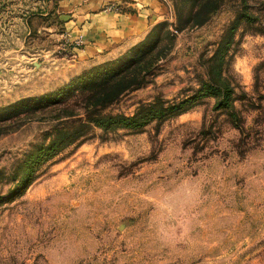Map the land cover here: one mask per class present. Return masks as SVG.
<instances>
[{
  "label": "rangeland",
  "instance_id": "obj_1",
  "mask_svg": "<svg viewBox=\"0 0 264 264\" xmlns=\"http://www.w3.org/2000/svg\"><path fill=\"white\" fill-rule=\"evenodd\" d=\"M0 264H264V0H0Z\"/></svg>",
  "mask_w": 264,
  "mask_h": 264
},
{
  "label": "crops",
  "instance_id": "obj_2",
  "mask_svg": "<svg viewBox=\"0 0 264 264\" xmlns=\"http://www.w3.org/2000/svg\"><path fill=\"white\" fill-rule=\"evenodd\" d=\"M100 4H90L83 6L78 9V12L81 13L82 17L80 21L85 20L84 16L86 15L89 8H100ZM94 9L89 11L90 14H93ZM88 14V13H87ZM112 18H109V14L99 13L93 14L90 24L86 29V38L89 41L88 46L85 49L86 55L90 56H99L102 51H104L109 46L117 45V42L123 41L127 37L135 36L139 27L143 26V22H137L136 17L132 15L124 14L122 16H116L114 14ZM87 16V15H86ZM98 16V17H97ZM97 17V18H95Z\"/></svg>",
  "mask_w": 264,
  "mask_h": 264
},
{
  "label": "trees",
  "instance_id": "obj_3",
  "mask_svg": "<svg viewBox=\"0 0 264 264\" xmlns=\"http://www.w3.org/2000/svg\"><path fill=\"white\" fill-rule=\"evenodd\" d=\"M194 12L191 14V16H193V14H195ZM190 19H191L190 22H195V25H201L205 22V21H200L197 23L196 17H194V16L191 17ZM141 87H143V84L142 85H136L134 87V89H139ZM231 108H234V107H231ZM183 112H185V111H183V109H181L179 107H175V106H172L169 109H163V106L157 102V103L152 104V105H147L145 107L144 106L141 107V109H139V111L135 114L134 117L124 118L123 121L125 123L129 124V126H131V123H135V124H141L144 122L149 123L150 121L156 120L158 118H163V117L173 116V115H180ZM234 120L236 122L238 120L237 117H236V119L234 118ZM236 128L241 129L242 125L237 124Z\"/></svg>",
  "mask_w": 264,
  "mask_h": 264
}]
</instances>
